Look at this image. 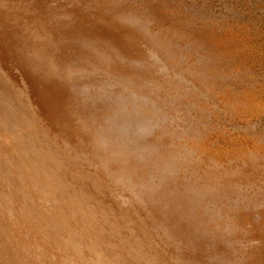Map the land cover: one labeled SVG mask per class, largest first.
Wrapping results in <instances>:
<instances>
[{"label": "rangeland", "instance_id": "obj_1", "mask_svg": "<svg viewBox=\"0 0 264 264\" xmlns=\"http://www.w3.org/2000/svg\"><path fill=\"white\" fill-rule=\"evenodd\" d=\"M0 264H264V0H0Z\"/></svg>", "mask_w": 264, "mask_h": 264}, {"label": "bare ground", "instance_id": "obj_2", "mask_svg": "<svg viewBox=\"0 0 264 264\" xmlns=\"http://www.w3.org/2000/svg\"><path fill=\"white\" fill-rule=\"evenodd\" d=\"M58 100V99H57ZM58 102V101H57ZM59 103V102H58Z\"/></svg>", "mask_w": 264, "mask_h": 264}]
</instances>
